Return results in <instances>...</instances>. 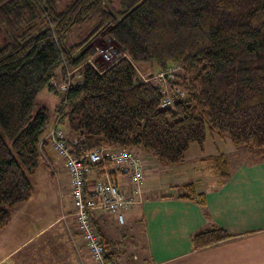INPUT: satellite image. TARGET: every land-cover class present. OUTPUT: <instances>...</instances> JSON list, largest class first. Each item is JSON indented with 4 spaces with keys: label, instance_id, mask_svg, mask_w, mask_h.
Here are the masks:
<instances>
[{
    "label": "trees",
    "instance_id": "16d2710c",
    "mask_svg": "<svg viewBox=\"0 0 264 264\" xmlns=\"http://www.w3.org/2000/svg\"><path fill=\"white\" fill-rule=\"evenodd\" d=\"M0 0V229L11 208L27 201L30 175L40 166V141L50 127L47 107L34 112L48 88L61 97L55 109L86 148H142L161 164L183 163L193 143L203 147L207 129L236 147L264 150V0ZM88 35L71 42L86 24ZM107 32L126 54L97 71L84 63L94 40ZM81 68L83 82L66 96L50 85L65 65ZM185 68L173 106L161 107L162 86L139 78L136 65ZM219 177L231 173L225 153L205 158ZM101 166V165H100ZM180 198L196 201L209 216L206 196L194 183ZM100 233L103 235L98 221ZM235 237L210 224L192 235L195 249ZM107 245V244H106ZM117 253H108L115 264Z\"/></svg>",
    "mask_w": 264,
    "mask_h": 264
},
{
    "label": "crops",
    "instance_id": "0c3cea01",
    "mask_svg": "<svg viewBox=\"0 0 264 264\" xmlns=\"http://www.w3.org/2000/svg\"><path fill=\"white\" fill-rule=\"evenodd\" d=\"M139 149L148 171L140 201L124 211V224L116 214L96 211L107 251L117 253L115 264H264L261 150L259 157L235 160L243 150L235 148V161L229 152H223L231 175L220 183L205 161L215 154L206 153L204 146L192 161L187 151L184 162L173 165L161 164L151 153ZM190 182L198 193L205 194L209 216L196 201L179 197L184 193L181 185ZM66 186L61 181V213L54 219L45 220V212L37 210L40 202H34L35 188L30 199L11 208L10 224L0 229V264H83L86 252L70 207L66 210L70 205L69 180ZM210 224L223 227L235 237L195 249L192 235ZM128 253H132L131 259H127Z\"/></svg>",
    "mask_w": 264,
    "mask_h": 264
},
{
    "label": "built area",
    "instance_id": "2783aa9c",
    "mask_svg": "<svg viewBox=\"0 0 264 264\" xmlns=\"http://www.w3.org/2000/svg\"><path fill=\"white\" fill-rule=\"evenodd\" d=\"M95 49V54L84 63H90L99 72L126 55L123 50L115 52L121 54L115 59L116 55L109 47L95 45ZM100 58L107 63L106 66H99ZM84 63L76 67L65 65V75L53 77L50 85L66 96L71 87L82 84L81 68ZM180 67L179 64L171 66L160 77L167 80ZM145 81L149 82L148 79ZM177 91L184 95L180 90ZM162 93L164 97L160 106H173L176 95H169L164 86ZM61 124L60 116H56L53 124L42 136L41 157L50 159L46 150V145L50 143L64 163L70 181L71 215L81 238L80 244L86 252L82 258L83 264H109L106 258L107 245L96 224V211L116 214L119 222L124 224V211L138 203L143 196L142 186L147 177L146 160L139 148L108 145L86 148L80 145L82 137L71 133L64 125L60 126Z\"/></svg>",
    "mask_w": 264,
    "mask_h": 264
},
{
    "label": "rangeland",
    "instance_id": "374dc122",
    "mask_svg": "<svg viewBox=\"0 0 264 264\" xmlns=\"http://www.w3.org/2000/svg\"><path fill=\"white\" fill-rule=\"evenodd\" d=\"M110 5L112 7L118 8L119 7V0H111ZM93 26V22L86 24L82 29L75 30L71 35V42H77L81 39H83L86 35L89 34L91 31V28ZM6 42V36L3 31V27L0 25V45L4 44ZM94 45H99L101 47H109L110 50H113L111 52H114L113 54L116 55V58L121 56L118 53L122 51L120 46L115 43L113 39L109 36L107 32L100 34L93 42ZM113 49H112V48ZM113 61V60H112ZM98 64H100V67H104L107 65V63L103 60L98 59ZM171 67V66H170ZM169 67V68H170ZM138 76L140 79L144 80L148 79V81L152 84L164 86L167 89V93L169 95H176L178 93L177 90H180L184 93V90L181 88V86H177L176 88L172 89L171 82L172 81H178L180 80L179 75H183L185 73V68L183 69L180 67L177 69L175 75L173 77H168L167 80H165L163 77H160V74L163 72H166L169 70V68L160 69L157 65H151L148 63L136 65ZM59 92V91H58ZM63 95V93H61ZM61 97L57 95L55 92L49 90L48 88H45L42 90L36 99V104L34 107V112H37L39 108L41 107H47L51 114L50 124H53L54 118H55V109L57 105L60 103ZM50 125V126H51ZM66 126V124H61L60 126ZM217 132L212 133L210 129H207V138L204 142V148L206 150V153H214L216 154L218 151L220 152H229L230 157L232 160L233 155L235 154V148L236 149H243L240 152L237 153V158L235 160L242 158H255L259 157V149H256L252 146H242V147H235L229 137L227 135H221ZM224 136V137H223ZM226 138L227 141L224 140ZM228 138V139H227ZM101 146H107V145H101ZM199 143H193L190 146V149L187 153L188 160L192 159L200 149ZM47 153L50 157L49 160L43 159L41 157L40 166L37 170V172L33 175H30V180L33 183V186L35 188V194L36 197L34 199V202H37L39 200L40 205H37V210H43L45 212V215L43 218L46 220V218H56L61 213V196L59 191V185L61 181H63V187H67L66 184L68 183V175L64 167L63 161L58 157L57 153L53 150L50 143L46 145ZM261 152L264 155V150H261ZM145 158V157H144ZM234 160V161H235ZM192 161V160H190ZM147 163V162H146ZM190 163V162H189ZM147 165V164H146ZM207 164H204L206 166ZM203 166V165H202ZM148 173V171H147ZM62 185V184H61ZM70 190V189H69ZM70 198V193H68V200ZM70 207V205H67L66 210ZM74 221V220H73ZM75 226V223H74ZM123 241V240H122ZM139 256V259L141 257L140 251L136 252ZM127 259L132 258V253L127 254Z\"/></svg>",
    "mask_w": 264,
    "mask_h": 264
},
{
    "label": "water",
    "instance_id": "95a60500",
    "mask_svg": "<svg viewBox=\"0 0 264 264\" xmlns=\"http://www.w3.org/2000/svg\"><path fill=\"white\" fill-rule=\"evenodd\" d=\"M109 264H113L112 262H110Z\"/></svg>",
    "mask_w": 264,
    "mask_h": 264
}]
</instances>
